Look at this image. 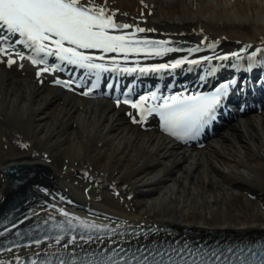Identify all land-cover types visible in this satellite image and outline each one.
Segmentation results:
<instances>
[{
	"label": "bare ground",
	"instance_id": "bare-ground-1",
	"mask_svg": "<svg viewBox=\"0 0 264 264\" xmlns=\"http://www.w3.org/2000/svg\"><path fill=\"white\" fill-rule=\"evenodd\" d=\"M95 3L115 12L117 23L155 29L137 36L200 48L217 45L215 51L168 53L165 63L264 50V0ZM246 46L251 47L241 52ZM6 61L0 57V211L16 193L7 172L21 166L35 172L29 184L38 198L23 202L29 217L67 219L64 209L90 223L117 227L173 225L207 235L264 232V104L232 116L201 143L177 144L153 115L134 123L129 106L62 89L51 83L59 75L38 76V69L23 60L11 66ZM217 62L223 61L188 66L207 70ZM255 98L261 101L264 89ZM102 236L103 242L91 246L136 237ZM60 247L54 239L18 246L1 253L0 260Z\"/></svg>",
	"mask_w": 264,
	"mask_h": 264
},
{
	"label": "snow or ice",
	"instance_id": "snow-or-ice-1",
	"mask_svg": "<svg viewBox=\"0 0 264 264\" xmlns=\"http://www.w3.org/2000/svg\"><path fill=\"white\" fill-rule=\"evenodd\" d=\"M115 15V12H109L106 7L96 4L95 0H0V45H7L0 46V57L6 56L9 66L17 63V59L13 58L12 52L9 51V48L14 46L9 41L14 39L15 43L32 50L36 57H39H27L34 65H47L48 57H56L61 64L66 62L75 65L86 73L94 75L97 80L101 73L109 71L158 72L161 69H175L185 63L195 65L202 61L211 62L212 59L222 61L229 59V55L203 56L199 59H188L185 56L170 64L121 69L120 55L107 56V54H122L123 60L127 61L130 53L159 57L181 49L168 47L170 42L167 40L137 38V33L154 32L155 29L117 23L114 19ZM125 29L134 30L125 32L123 31ZM5 31L7 34H3ZM208 47L212 48L214 45L208 44ZM247 47L251 46L242 48L241 52H246ZM89 50H98L100 54L97 55ZM201 50L200 46H196L188 51L192 53ZM260 52V48L253 51L249 61H255L257 53ZM230 55L236 61L243 59L240 52H233ZM16 56L19 60L25 59L23 52H17ZM60 66L58 64L55 67H41L37 75L55 72ZM231 67H239V64L233 63ZM233 82L221 83L213 92L161 98L157 97L156 92H151L148 96H141L135 103L131 100H125L124 103L139 110V119L129 113L134 123H142L153 112H157L166 132L177 138L186 139L195 135L201 127L214 119L217 108L227 99L228 89ZM54 83L71 88L73 81L55 79ZM90 92L91 89L82 94L89 95ZM149 99L153 103L146 107ZM158 99H162L163 103H155ZM119 103L120 101L117 100V104ZM60 212L67 219L52 225V228L59 230V234L54 237L45 234L43 239L36 238L32 241L35 245H41L47 240L54 239L56 245L61 246L57 249L58 256L56 253L51 254L56 257L57 264H264V240L244 246L229 245L223 248L219 247L218 243L216 247L209 248L207 245L193 247L187 242L181 244L176 241L177 246L173 247L172 242L169 241H150L137 247L131 255H121L126 252L123 247L117 251L106 246L103 251L91 252L85 245L91 246L94 242H103L104 239L102 235L94 237L93 232L112 235L117 230L109 225L90 223L80 217L71 216L64 209H60ZM78 228L81 231L77 234ZM150 234V232L142 233L145 238ZM2 235L3 233H0V236ZM111 243L114 244L115 241ZM106 252L109 254L105 255ZM0 264L4 262L0 261ZM31 264H37V260H32ZM39 264H52V259L40 260Z\"/></svg>",
	"mask_w": 264,
	"mask_h": 264
}]
</instances>
